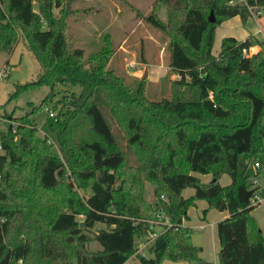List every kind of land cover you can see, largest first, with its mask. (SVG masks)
Segmentation results:
<instances>
[{
    "label": "trees",
    "instance_id": "trees-1",
    "mask_svg": "<svg viewBox=\"0 0 264 264\" xmlns=\"http://www.w3.org/2000/svg\"><path fill=\"white\" fill-rule=\"evenodd\" d=\"M60 1L42 0L39 14L33 0H0V51H12L23 27L40 66L37 79L18 85L9 100L42 84L51 94L56 84L70 90L56 103L55 142L29 120L47 108L46 99L16 117L15 129L11 123L0 132V264H124L131 256L139 264H161L163 257L204 264L183 224L187 208L199 199L228 212L216 224L219 264H264V235L251 217L256 188L247 173L251 163H264V40L251 33L224 35L219 52H212L215 27L236 15L244 23L251 15L248 5L264 11V0H157L165 4L167 19L155 10L143 19L167 37L168 65L177 74L169 80V96L160 100L147 99L142 86L124 85L106 66L108 49L84 62V50L69 47L64 20L51 12ZM206 10H213L214 20ZM255 43L260 48L250 52ZM101 107L142 151L127 176ZM156 121L162 130L152 135ZM65 165L70 175L92 182L87 196H68L62 210L38 196L61 188L71 194ZM222 173L230 178L226 185L218 181ZM199 174H212L215 181L204 183ZM142 176L152 184L153 207L142 197ZM187 187L194 192L184 197ZM96 223L105 227L91 236L87 230ZM13 228L17 235L23 231L22 238L7 241ZM152 232L157 236L149 254L140 255L137 238ZM89 239L101 248L87 249Z\"/></svg>",
    "mask_w": 264,
    "mask_h": 264
},
{
    "label": "rangeland",
    "instance_id": "rangeland-1",
    "mask_svg": "<svg viewBox=\"0 0 264 264\" xmlns=\"http://www.w3.org/2000/svg\"><path fill=\"white\" fill-rule=\"evenodd\" d=\"M32 4L34 10L39 13V7L43 4L42 0H33ZM153 10L161 19H167L165 4L160 1L157 3V0H61L60 5H53L51 12L54 16L64 20L69 47H81L84 50L82 58L84 62L88 63L90 54L108 49L109 51H105L109 53L106 66L123 80L124 85L133 90L142 86V93L147 99L160 100L169 96V80L177 77V74L168 65L167 37L160 29L143 19L148 12ZM206 13L210 15V10H206ZM212 14L215 16L214 12ZM257 27L261 29L260 35H253L264 40V11L252 19L247 17L244 23L238 15L225 19L215 27L212 52L214 54L219 52L221 39L224 35L244 38L248 34V30ZM22 28L19 26L17 29V41L12 51L10 53L0 51V132L6 131L11 123L15 129L16 117L26 115L33 107H37L43 99H46L47 108L54 110L56 114L59 107L56 104L57 101L70 91L60 84H56L52 91L53 94H51L49 87L42 84L21 90L13 99L9 100L10 95L18 85L36 80L40 71L39 63L29 46L28 40L22 34ZM106 35L110 38L108 44H106ZM251 47L253 48L252 52H256L260 48L257 43ZM6 60L9 61L7 65ZM74 90L77 91L78 87H75ZM101 108L112 125L116 146L125 157L126 168L122 169L121 172L127 176L129 175L127 172H134L127 167L135 165V161L142 151L127 142L128 135L124 126L118 125L105 107ZM155 115L161 116V120L165 121L158 111L155 112ZM29 120L37 126L39 135L47 136L50 140L56 141L57 124L54 118L45 112V109L36 111L33 116L29 117ZM262 123L264 124V116ZM155 127L152 135H156L162 130L159 121H156ZM17 138L18 136L15 137L16 140ZM262 142L264 145V137ZM157 145L161 147L160 143ZM1 153H3L2 149H0V155ZM258 172L256 175L258 183L253 186L257 187L255 194L258 196L259 204L251 211V217L264 235V163L261 164ZM70 173L68 165H65L64 176H68L69 182L74 187L71 194H67L66 191L64 192V188H61L53 193H41L38 196L39 201L63 210L66 208L68 196L74 200L87 196L91 191L92 180L76 177ZM247 173L250 179L257 173L254 163L249 165ZM210 175L213 177L212 174ZM139 181L146 205L153 207L157 201L153 194L151 182L145 176L139 178ZM205 181H209V178H206ZM218 181L220 184L226 185L230 178L227 173H222ZM117 185L118 182H116ZM193 192L192 188L187 187L183 189L182 195L188 197ZM204 209L205 213L203 212ZM223 212L214 207H209L207 202L202 199L196 200L195 204L190 205L186 210L183 224L191 229V241L198 247V256L204 264H219L220 247L215 226L225 214ZM77 220L80 224L83 223V215H77ZM164 221L169 222L167 218ZM156 222L159 221L156 220ZM201 224L205 225L204 229H198ZM80 227H84V223ZM103 227H105L103 223H96L92 230H87V233L92 236L95 231ZM156 229L160 230V227L158 226ZM22 233L23 231L17 235L16 229L13 228L7 235V241L14 237L22 238ZM140 239L137 238L136 244ZM85 247L92 251L101 248L100 244L92 239L85 243ZM144 252L148 255L149 247L144 248ZM137 262L135 257L131 256L126 264H137ZM161 264L192 263L163 257Z\"/></svg>",
    "mask_w": 264,
    "mask_h": 264
},
{
    "label": "built area",
    "instance_id": "built-area-1",
    "mask_svg": "<svg viewBox=\"0 0 264 264\" xmlns=\"http://www.w3.org/2000/svg\"><path fill=\"white\" fill-rule=\"evenodd\" d=\"M243 1V0H242ZM249 9L251 10V15L253 16H258L262 13V9L260 7H257V6H250L248 5ZM252 47H250L249 51L252 52ZM1 75V74H0ZM45 112H47V114L50 116V117H53L54 118V111L52 109H49V108H46L45 109ZM0 149L1 148V144H0ZM254 166L255 168L257 169V171L260 169V165L258 162H255L254 163ZM252 182H253V185H256L258 183V180L256 178V175L253 176V178L251 179ZM257 189V187H255ZM256 191V190H255ZM163 197V196H162ZM251 202L253 204H259V201H258V196L255 194L254 192V196L252 197L251 199ZM166 225H169V222L166 221L165 222ZM203 228V227H201ZM157 236V232H152L151 234H149L147 237H144V238H141L140 240H138L137 244H136V248H137V252L140 254V255H146L145 252H144V248L146 247H150L151 244L153 243V240L155 239V237ZM134 264V263H133ZM137 264H139L137 262Z\"/></svg>",
    "mask_w": 264,
    "mask_h": 264
},
{
    "label": "crops",
    "instance_id": "crops-1",
    "mask_svg": "<svg viewBox=\"0 0 264 264\" xmlns=\"http://www.w3.org/2000/svg\"><path fill=\"white\" fill-rule=\"evenodd\" d=\"M252 17H254V16H249V18H251L252 19ZM260 32H261V29L260 28H253V29H250V30H248V34L249 33H251V34H254V35H257V36H259L260 35ZM247 34V35H248ZM246 35V36H247ZM235 36V35H234ZM245 36V37H246ZM238 38V37H237ZM260 170V169H259ZM199 176V178H200V180L202 181V182H210L211 180H212V176L210 175V174H203V175H201V174H199L198 175ZM209 178V181H205L206 180V178ZM203 178H205L204 180H203ZM219 180V179H218ZM230 182V181H229ZM184 197H185V195H183ZM256 207V206H255ZM255 207L253 208V210L255 209ZM252 210V211H253ZM225 212V214H223V216L220 218V220H222V219H224V218H226L227 216H228V212L227 211H224ZM223 212V213H224ZM219 220V221H220ZM218 222V221H217ZM217 224V223H216ZM201 227H203V228H201ZM205 228V225L204 224H201V225H199L198 226V229H204ZM263 232H264V229H263ZM215 233H216V226H215ZM216 236H217V234H216ZM217 240H218V237H217ZM218 242H219V240H218ZM219 247H220V244H219ZM220 249V248H219ZM127 262V261H126ZM126 262L124 263V264H126Z\"/></svg>",
    "mask_w": 264,
    "mask_h": 264
},
{
    "label": "water",
    "instance_id": "water-1",
    "mask_svg": "<svg viewBox=\"0 0 264 264\" xmlns=\"http://www.w3.org/2000/svg\"><path fill=\"white\" fill-rule=\"evenodd\" d=\"M212 13H213L212 10H210V15H208V18L210 21L214 20V16ZM214 181H215V178L211 180V182H214ZM80 226H83V223H81ZM205 264H211V263H205Z\"/></svg>",
    "mask_w": 264,
    "mask_h": 264
}]
</instances>
